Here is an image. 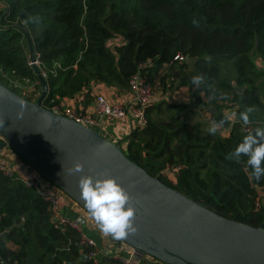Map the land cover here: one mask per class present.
Returning <instances> with one entry per match:
<instances>
[{
  "label": "trees",
  "instance_id": "16d2710c",
  "mask_svg": "<svg viewBox=\"0 0 264 264\" xmlns=\"http://www.w3.org/2000/svg\"><path fill=\"white\" fill-rule=\"evenodd\" d=\"M113 36L122 41L110 45ZM27 39L44 72L43 107L90 83L124 90L137 71L151 83L173 55H183L176 85L192 87L194 104L211 122L225 117L223 101L235 104L228 135L209 133L184 104L161 101L145 109L146 123L129 130L122 151L148 175L221 217L253 227L264 221V207L254 208L264 178H252L247 157L239 163L226 158L246 135L264 128V96L255 83L264 73L253 63L264 62V0H1L0 83L18 95L9 80L14 76L40 89ZM195 75L205 77L198 88ZM232 83L244 86L241 92ZM199 93L211 96L203 102ZM248 107L255 111L243 131L240 113ZM160 108L174 111L166 119L152 117ZM164 166H178L174 183L162 175ZM49 216L34 188L0 174V264H125L111 256L99 263L78 259L87 250L80 235L54 228Z\"/></svg>",
  "mask_w": 264,
  "mask_h": 264
},
{
  "label": "water",
  "instance_id": "95a60500",
  "mask_svg": "<svg viewBox=\"0 0 264 264\" xmlns=\"http://www.w3.org/2000/svg\"><path fill=\"white\" fill-rule=\"evenodd\" d=\"M27 42L28 61L33 62ZM31 66L41 85L35 100H26L0 83V147L8 145L87 213L80 199L81 174L72 171L74 165L82 163L83 174L114 177L136 208L137 232L121 241L164 264H264V221L253 227L215 214L148 175L125 156L120 141L111 142L44 108L46 84L38 68ZM232 86L237 92L244 87ZM78 259L88 257L80 254Z\"/></svg>",
  "mask_w": 264,
  "mask_h": 264
},
{
  "label": "built area",
  "instance_id": "2783aa9c",
  "mask_svg": "<svg viewBox=\"0 0 264 264\" xmlns=\"http://www.w3.org/2000/svg\"><path fill=\"white\" fill-rule=\"evenodd\" d=\"M109 41V44L113 46L116 43L121 42L122 38L113 36L109 39ZM184 60L185 57L183 55L176 53L172 56L171 61H177L180 63ZM149 63L150 60L147 59L146 61L141 62L137 68L142 69ZM28 64L30 66L31 64H34L35 67H37L38 61L35 56L34 61H28ZM39 72L43 77L44 72L42 70H39ZM85 91L75 94L72 97H62L57 101L51 99L49 100L47 107L44 108L54 113L68 117L75 122L99 132L103 122L123 121L127 122L131 129L141 128L146 123V117L144 114L145 109L161 100L160 96H156L154 93V88L151 83L148 82L138 71L131 74L127 80V91L131 95L130 103H119L113 99V93H111V96H105L104 94L98 93L94 95L90 111H77L73 106V102H75L79 96H82ZM34 95L33 97H35ZM242 130L248 131L249 124H243ZM9 153H14V151L8 145L0 147V174L6 178L18 179L26 185L34 188L36 193L47 203L50 214L49 220L52 226L54 228H58L61 231L66 229H72L76 231L80 235L81 244L87 248L85 253L80 252V254L86 255L88 259H91L94 263H99L100 259L104 256L99 254V250L95 241L92 238L87 237L82 232L81 226L75 218L65 215L60 210V206L64 202V198L68 196L64 193H61V191L56 187L44 188L40 186L35 180L25 179L22 176L16 174L6 159V156ZM177 170L178 166H165L162 174H165V177L169 182L174 183L176 180ZM115 241L125 245L119 240ZM111 257L117 258L125 264H164L156 258L136 250L135 248H130L128 252L122 254L115 251Z\"/></svg>",
  "mask_w": 264,
  "mask_h": 264
},
{
  "label": "crops",
  "instance_id": "0c3cea01",
  "mask_svg": "<svg viewBox=\"0 0 264 264\" xmlns=\"http://www.w3.org/2000/svg\"><path fill=\"white\" fill-rule=\"evenodd\" d=\"M0 4H1V0H0ZM253 63L264 73V62L258 60L257 58H254ZM179 64L180 63H178L177 61H171L162 66L160 71L151 81L152 86L154 88V93L156 94V96H160L161 100L159 102L163 100H165V102L171 100V102L173 103L184 104L186 106V110H188V115L190 113L194 120L208 123V126H206V124L202 122L206 128H209V126L213 122L209 120L208 112H206L204 108L198 107L194 104L192 97V87L186 85H179V86L175 85L174 88L173 87L171 88L173 82L177 80ZM166 69L169 70L166 73V75L168 76L163 79L162 85L159 86L158 80L160 79L161 76L164 77V73L166 72ZM168 80H169V84H168ZM98 93L104 94L105 96H111V93H113L112 95L113 99H115L116 101L122 104L131 102V95L127 91V88L124 90H119L116 89L115 87L105 86L104 84L101 83H90L88 87H86L85 93H83L82 96H79L75 100V102H73V106L75 110L90 111L91 104L94 99V95ZM199 97L201 101L203 102L207 101V98L202 96L201 93H199ZM228 104L230 105V108L226 110L222 108V112L224 115H232L233 116L232 121H234L236 119L234 113L236 106L233 102H228ZM232 121H229V124L227 126H222L220 131H218L220 136L224 137L228 135L230 130V123ZM129 130H131V128L127 122L116 121V122H103L100 131L99 132L96 131V132H98L101 136L105 137L107 140L111 142H115V141L121 142L123 141V138L128 134ZM6 157L8 163L14 169L16 174L22 176L25 179H33L40 186L44 188H50V187L55 188V186L49 184L44 178L38 175L36 171L30 166H28V164L25 163L15 152L7 154ZM57 189L60 190L59 188ZM61 193L63 192L61 191ZM60 210L65 215L69 217H73L78 221L79 225L81 226L82 232L87 237L92 238L95 241L97 248L99 250V254L103 256H111L115 251L117 252L116 250L117 246L121 248V251L123 253H126L130 250V248H133L121 240L119 241H121L125 245L118 243L115 240H112L110 236L109 237L103 236L99 231V229L97 228L95 222H93V220L89 218L90 215L87 214L69 196L64 198V202L61 204Z\"/></svg>",
  "mask_w": 264,
  "mask_h": 264
},
{
  "label": "clouds",
  "instance_id": "9594fccd",
  "mask_svg": "<svg viewBox=\"0 0 264 264\" xmlns=\"http://www.w3.org/2000/svg\"><path fill=\"white\" fill-rule=\"evenodd\" d=\"M204 82L205 77L201 75L192 77V84L197 88ZM254 111L253 107H248L240 113L243 124L250 123V114ZM232 119V115H225L219 123L214 121L208 132L215 135L225 122ZM241 157H247L246 163L251 168L252 178L256 181L264 178V128H257L254 134L246 135L235 151L226 156L238 163ZM72 171L81 174L78 181L80 199L103 236L123 240L137 232L134 222L136 208L131 203L132 197L114 177L83 174L84 165L80 162L74 165Z\"/></svg>",
  "mask_w": 264,
  "mask_h": 264
},
{
  "label": "rangeland",
  "instance_id": "374dc122",
  "mask_svg": "<svg viewBox=\"0 0 264 264\" xmlns=\"http://www.w3.org/2000/svg\"><path fill=\"white\" fill-rule=\"evenodd\" d=\"M254 57V56H253ZM186 60V59H185ZM169 70L166 69V72L164 73V77H160V79L158 80L159 82V86L162 85V81L165 77H167L168 75H166V73L168 72ZM12 86L14 87V89L18 90L19 94L21 96H26V97H29L30 101H33L35 100L36 96L38 95V93L41 91V85H40V89L37 87V85L30 83L27 79L23 78L22 76H14L12 79L10 78L9 79ZM262 82V86L260 85V83ZM177 83V80L173 82L171 88L176 85ZM255 83L257 84V87H258V92H259V95L262 97L264 96V77H260V78H257L255 80ZM168 84H169V80H168ZM152 85V83H151ZM35 94V95H34ZM33 95L35 97H33ZM202 96H204L205 98H210L211 96V93H207V94H204V93H201ZM165 101V100H163ZM167 101V100H166ZM159 102V101H158ZM167 102H171V100H168ZM228 102H230L229 100H225L223 101V109L226 110L228 108H230V105L228 104ZM161 109V108H160ZM172 111H174L173 109H170ZM172 111H168L164 108H162L160 111H152L151 112V115L152 117H155V118H158V119H166L169 114L172 112ZM189 115L191 116V114L189 113ZM203 122V121H202ZM201 122V123H202ZM206 124V126H208V123L206 122H203ZM202 123V124H203ZM165 167V166H164ZM163 167V169H164ZM163 169L161 170V172H163ZM165 177V174H162ZM257 197H256V200H255V209H258L259 207L263 206L264 207V189L261 188H258L257 189ZM86 212V211H85ZM87 213V212H86ZM88 214V213H87ZM89 216V215H88ZM90 218V216H89ZM91 219V218H90ZM92 220V219H91ZM94 222V221H93ZM81 241V240H80ZM116 250L118 253H123L121 251V248L119 246L116 247Z\"/></svg>",
  "mask_w": 264,
  "mask_h": 264
}]
</instances>
